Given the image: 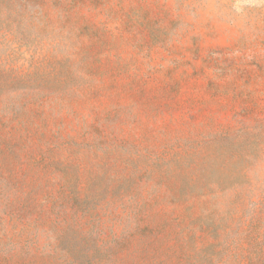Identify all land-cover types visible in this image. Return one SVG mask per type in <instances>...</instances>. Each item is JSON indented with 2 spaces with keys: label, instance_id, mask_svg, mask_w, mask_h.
<instances>
[{
  "label": "rangeland",
  "instance_id": "rangeland-1",
  "mask_svg": "<svg viewBox=\"0 0 264 264\" xmlns=\"http://www.w3.org/2000/svg\"><path fill=\"white\" fill-rule=\"evenodd\" d=\"M0 264H264V0H0Z\"/></svg>",
  "mask_w": 264,
  "mask_h": 264
}]
</instances>
